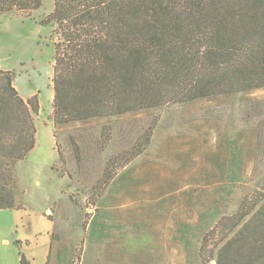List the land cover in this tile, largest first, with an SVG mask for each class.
I'll list each match as a JSON object with an SVG mask.
<instances>
[{"label":"rangeland","instance_id":"rangeland-1","mask_svg":"<svg viewBox=\"0 0 264 264\" xmlns=\"http://www.w3.org/2000/svg\"><path fill=\"white\" fill-rule=\"evenodd\" d=\"M52 7L0 15V70L39 107L35 146L12 167L20 210L0 213V264L19 252L31 264H202L204 234L264 195V89L54 130L53 39L38 24ZM155 119L145 152L110 167Z\"/></svg>","mask_w":264,"mask_h":264},{"label":"trees","instance_id":"trees-1","mask_svg":"<svg viewBox=\"0 0 264 264\" xmlns=\"http://www.w3.org/2000/svg\"><path fill=\"white\" fill-rule=\"evenodd\" d=\"M43 1L0 0V15L38 11ZM38 24L53 39L54 130L264 89V0H53ZM15 76L0 70V211L20 210L12 167L35 146L39 111L35 99L21 98ZM156 122L108 165L141 156ZM214 237L215 264H264V195L244 198L204 234L202 264Z\"/></svg>","mask_w":264,"mask_h":264},{"label":"crops","instance_id":"crops-1","mask_svg":"<svg viewBox=\"0 0 264 264\" xmlns=\"http://www.w3.org/2000/svg\"><path fill=\"white\" fill-rule=\"evenodd\" d=\"M8 211H9V210H8ZM4 212L6 213V210H2V211H0V213H4ZM16 212H17V210H11V211H10L11 216H13ZM50 224H51V222H50ZM51 226H52V224H51ZM50 234H51L50 231L47 232L48 237H49ZM38 235H40V234H38ZM49 238H50V237H49ZM16 241H18V242L21 243L20 239H15V240H14V243H15ZM3 243L6 244L7 241H3ZM48 246H49V249H50V245H49V243H48ZM21 253H22V252H21ZM22 254H23V253H22ZM47 255H48V256H47ZM46 256H47V259H48V257H49V252L46 254ZM18 262H19V258H18Z\"/></svg>","mask_w":264,"mask_h":264}]
</instances>
